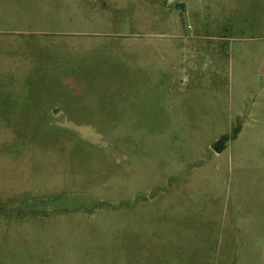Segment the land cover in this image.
I'll list each match as a JSON object with an SVG mask.
<instances>
[{
	"label": "rangeland",
	"instance_id": "rangeland-1",
	"mask_svg": "<svg viewBox=\"0 0 264 264\" xmlns=\"http://www.w3.org/2000/svg\"><path fill=\"white\" fill-rule=\"evenodd\" d=\"M263 66L264 0H0V264H264Z\"/></svg>",
	"mask_w": 264,
	"mask_h": 264
},
{
	"label": "water",
	"instance_id": "water-1",
	"mask_svg": "<svg viewBox=\"0 0 264 264\" xmlns=\"http://www.w3.org/2000/svg\"><path fill=\"white\" fill-rule=\"evenodd\" d=\"M261 73L264 75V66L261 69ZM224 147H225V142L223 141V139L219 140L214 144V149L218 153L222 152L224 150Z\"/></svg>",
	"mask_w": 264,
	"mask_h": 264
},
{
	"label": "trees",
	"instance_id": "trees-1",
	"mask_svg": "<svg viewBox=\"0 0 264 264\" xmlns=\"http://www.w3.org/2000/svg\"><path fill=\"white\" fill-rule=\"evenodd\" d=\"M226 141V138L224 139V142ZM226 143V142H225ZM225 147H226V145H225ZM225 147H224V149H225Z\"/></svg>",
	"mask_w": 264,
	"mask_h": 264
},
{
	"label": "flooded vegetation",
	"instance_id": "flooded-vegetation-1",
	"mask_svg": "<svg viewBox=\"0 0 264 264\" xmlns=\"http://www.w3.org/2000/svg\"><path fill=\"white\" fill-rule=\"evenodd\" d=\"M222 139H223V141H224L225 138H222Z\"/></svg>",
	"mask_w": 264,
	"mask_h": 264
}]
</instances>
